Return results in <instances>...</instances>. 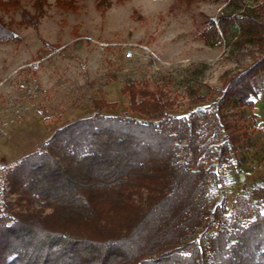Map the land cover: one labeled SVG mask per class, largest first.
<instances>
[{
  "label": "trees",
  "instance_id": "1",
  "mask_svg": "<svg viewBox=\"0 0 264 264\" xmlns=\"http://www.w3.org/2000/svg\"><path fill=\"white\" fill-rule=\"evenodd\" d=\"M15 4L0 0L3 9ZM256 25L221 16L210 32L227 37L233 27L254 39ZM9 38L0 21V41ZM261 73L264 56L233 77L216 103L188 116L171 115L176 98L146 82L121 88L126 115H104L116 104L94 100L92 116L56 129L6 172L4 196L17 198L0 206V264H264V213L241 196L229 218L222 203L211 210L210 188L220 178L208 165L224 163L248 136L223 110L252 111ZM210 117L214 135L225 133L217 145L205 143ZM216 220L208 261L199 246L183 241Z\"/></svg>",
  "mask_w": 264,
  "mask_h": 264
},
{
  "label": "rangeland",
  "instance_id": "2",
  "mask_svg": "<svg viewBox=\"0 0 264 264\" xmlns=\"http://www.w3.org/2000/svg\"><path fill=\"white\" fill-rule=\"evenodd\" d=\"M15 1L16 7H0V21L12 33L0 41V206L17 198L4 196L8 169L38 151L56 129L92 116L94 100L116 104L102 109L104 115H126L121 88L146 82L176 98L179 107L171 115L188 116L216 103L233 77L264 56V0ZM221 16L256 23L255 38L233 27L227 37H214L210 26ZM257 83L252 111L223 110L248 136L224 163L208 164L220 178L210 188L209 205L214 210L222 203L223 217L234 215L239 196L264 213V73ZM196 96L207 103H193ZM209 122L205 143L217 145L225 133L214 135L216 120ZM180 156L189 159L184 151ZM219 228L216 220L183 242L199 246L208 260Z\"/></svg>",
  "mask_w": 264,
  "mask_h": 264
}]
</instances>
